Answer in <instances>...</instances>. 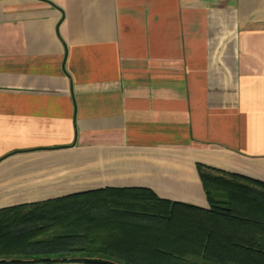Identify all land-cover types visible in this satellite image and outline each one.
<instances>
[{
	"label": "crops",
	"instance_id": "crops-1",
	"mask_svg": "<svg viewBox=\"0 0 264 264\" xmlns=\"http://www.w3.org/2000/svg\"><path fill=\"white\" fill-rule=\"evenodd\" d=\"M200 166L264 182V0H0V208Z\"/></svg>",
	"mask_w": 264,
	"mask_h": 264
},
{
	"label": "trees",
	"instance_id": "trees-1",
	"mask_svg": "<svg viewBox=\"0 0 264 264\" xmlns=\"http://www.w3.org/2000/svg\"><path fill=\"white\" fill-rule=\"evenodd\" d=\"M199 169L208 208L146 187L0 208V264H264V182Z\"/></svg>",
	"mask_w": 264,
	"mask_h": 264
},
{
	"label": "water",
	"instance_id": "water-1",
	"mask_svg": "<svg viewBox=\"0 0 264 264\" xmlns=\"http://www.w3.org/2000/svg\"><path fill=\"white\" fill-rule=\"evenodd\" d=\"M34 264H87L82 262H56V263H34Z\"/></svg>",
	"mask_w": 264,
	"mask_h": 264
}]
</instances>
